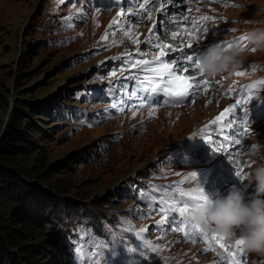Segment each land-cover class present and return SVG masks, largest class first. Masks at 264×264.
<instances>
[{
	"label": "rangeland",
	"instance_id": "obj_1",
	"mask_svg": "<svg viewBox=\"0 0 264 264\" xmlns=\"http://www.w3.org/2000/svg\"><path fill=\"white\" fill-rule=\"evenodd\" d=\"M235 1L239 5L226 11L235 19L230 26L245 29V21H255L264 27V0ZM80 10H83L82 15H77ZM111 10L91 8L79 0H64L63 3L60 0H0V139L5 129L18 126L23 131L21 144L26 147L24 150L12 147L6 157H0V192L2 199H8L6 209L0 206V211L13 213L0 222L20 235L22 250L46 246L47 250L56 251V245L48 246L52 227L39 228L28 220L10 225L8 217L19 219L17 214L31 202L33 209L43 216L47 212L48 218L63 217L77 208L85 213L96 211L111 224L119 218H129L134 228L148 229L145 234L161 249L154 254L163 264H203L207 256L197 246L181 243L168 234L155 233L152 217L133 219L132 214L138 207L129 198L116 194L125 184L140 177L155 181L190 177L194 171L185 172L183 166L168 162L167 156L181 151L198 152L197 147L210 132V123L230 101L201 86L194 99H188L179 107L145 108L135 116L126 114L89 125L76 117L51 119L34 109L54 102L88 114H99L96 107L101 105L86 106L77 96V89L88 85V80L98 72L103 76L100 83L127 77L126 72L106 76L110 62L120 58L126 50L132 54L140 51L155 55L157 49L141 41L155 19L140 24L131 18L125 20L124 31L130 28L132 39L139 37L137 48L124 31H118V26L109 28L113 20L120 19L117 14L125 8L118 12ZM69 16L73 17L72 27L65 26V18ZM158 24L156 22L160 30L162 26ZM114 31L117 32L115 36ZM105 32H108V39L102 41ZM169 34L163 33L162 41L178 47L179 35L172 42ZM113 40L123 43L112 46ZM246 57L244 66L249 60L264 63V52L250 51ZM236 73L216 78L217 84L223 87L234 84ZM153 109L155 113L150 117ZM258 138L264 144V134ZM28 142L31 145L28 146ZM99 146H103V150L99 151ZM77 155H85V160L79 161ZM224 160L200 154L203 169L194 172L195 180L189 178L186 182L208 186ZM3 172L19 179L17 191H11L13 183ZM225 188L222 184L218 190ZM40 189L43 196L36 194ZM27 191L32 194L33 201L25 200ZM30 209L26 208L32 214ZM7 249L6 244H0V264L10 262ZM252 254L264 262V256Z\"/></svg>",
	"mask_w": 264,
	"mask_h": 264
},
{
	"label": "snow or ice",
	"instance_id": "obj_2",
	"mask_svg": "<svg viewBox=\"0 0 264 264\" xmlns=\"http://www.w3.org/2000/svg\"><path fill=\"white\" fill-rule=\"evenodd\" d=\"M63 2L64 0H60V3ZM120 2L121 0H117L118 4ZM185 2L186 0H169V4L172 6H175L177 3ZM124 3L132 7L138 6L141 11H134L129 14L120 12L117 14L119 17L128 19H130L131 17H138L139 20L137 22L142 21L145 17V14H147L148 17L151 18L150 7H146L147 0H145V3H139V0H132V2H130V0H124ZM154 5L155 0H152V6ZM82 11L83 10H80L77 15H82ZM157 11L160 12L161 15L165 16V20L160 21L161 24H165V33L170 31L173 39H175L176 36L179 34V30L182 28V24L188 23V17L185 16L181 11L178 13V15L169 18L166 15L167 7L163 4H161L160 8L157 9ZM202 19L207 20L206 17H203ZM65 20V26L72 27L70 21L73 20V17H66ZM192 23L195 24V21H192ZM117 24L118 22L116 20H113L112 23L109 25V28L111 29L113 25ZM124 28V25H118V31H124ZM155 28L156 22L154 21L153 27L149 29V37L145 40V44H147L151 48L159 49V54L156 57L155 61H150L146 58L148 55H150V53H142L138 51L137 55H140L143 58L135 60L132 59L131 53H126V55L128 56V63L131 65V68L137 69L140 73L143 74L142 76L133 75L125 77V79L134 80L136 82V85L138 86L137 88H134L131 93L128 92V85L126 83L121 85L125 95L136 96L140 98V103L135 105L136 108H143L145 106V101H151L154 96L160 94L161 92L163 93L164 97L169 98L164 101L165 104H180L185 99H194L195 95L198 94L202 85L204 86V90L207 91L208 82L206 80L198 81L192 73H189L188 75H182V73L187 72L188 68L190 67L198 69L199 56L197 54H190L182 51L180 56L173 57L172 62L169 63L166 59H164V57L167 56V50L171 49L174 52L175 48L171 45L159 43L158 38L155 36ZM204 31L205 27L193 29L191 30L189 35L192 39H197L198 35ZM112 34L115 36L117 32L114 31ZM124 34L129 40L132 41L133 44L137 46V48H139V37L133 40V32L130 28L128 31H124ZM107 39L108 32H105L104 36L101 37V40L107 41ZM244 39L245 37H241V40ZM120 43H123V41L113 40L112 46H119ZM187 47L189 49L193 47L191 39L189 40ZM226 47H231V43L227 44ZM181 59H185V63L181 64L179 62ZM200 74L201 77H203V74L201 72ZM113 75H115V73H113ZM236 75L242 76L244 75V73L237 72ZM140 92L149 93L150 95L140 97ZM247 102L248 100L244 98L236 101L235 104H233L229 108L224 109V111L221 112V114L210 123L209 127L212 129V131L217 133V137L222 136L224 138L222 143L232 142L236 145H239L240 137L247 134V126L246 124H243L246 115L245 117L239 118L243 124V131H241V125L237 124L236 116V113L239 110V106H242ZM113 107H117V105H113ZM155 110L156 109H153L149 113L150 117L154 115ZM133 115L135 116V112L133 113ZM228 129H232V131L229 132ZM237 132L240 133V136H236ZM201 134H203V130ZM232 137L236 138L234 140H231ZM205 142H210V139L206 137ZM229 155H232V153L229 152ZM235 175L239 180L245 179V176L242 174V169L240 167L236 168ZM189 178L195 180L197 178L196 173L192 172L190 174V177H186L185 179L180 180L179 184H184L185 180ZM141 196L150 208H153L154 211L160 213L164 217L161 221L157 222L156 225V228L163 235L166 236L169 231L182 232L184 233V236L181 242L191 241L194 244L200 242L207 243L209 247H206L204 249L205 252L210 250L212 241H215L219 248L226 249V245L221 243V241L224 240L222 237L214 234L212 236L211 241H209L205 229H201L194 226L193 224H191V221L187 218V213L191 207L207 201V196L204 194L201 187H197L192 189L191 191L185 192L178 185H169L167 187L160 188H156V186H153V190L151 192L146 191L144 193H141ZM175 197H180V199H176ZM181 225H185V227H182ZM147 231L148 229H142L141 233H137V235L142 239V243L138 247L144 249V251L139 252V255L144 257L145 259H147V253L149 251H161V249L157 246H154L151 241L143 239L142 234ZM242 243V241L237 240L235 242V245L239 247L242 245ZM78 251L81 254V261H83L84 264H87V262L85 261V256L87 252L91 251V249L80 247ZM128 251L133 252L137 251V249L129 248ZM237 255L243 256L244 254L242 252H240L239 254L231 252L228 253V256L230 257L229 264H240V260L237 258ZM91 264H100L98 254L96 257L92 258ZM104 264H109V262L106 260Z\"/></svg>",
	"mask_w": 264,
	"mask_h": 264
},
{
	"label": "clouds",
	"instance_id": "obj_3",
	"mask_svg": "<svg viewBox=\"0 0 264 264\" xmlns=\"http://www.w3.org/2000/svg\"><path fill=\"white\" fill-rule=\"evenodd\" d=\"M252 24L243 33L247 48L239 42H231V47L221 42L203 45L202 38L198 48V70L209 80L231 75L241 69L246 54L250 51L264 52V27L259 22ZM256 87V81H252ZM251 150H243L242 158L252 166L245 173V184L255 186V195H246L240 190H229L227 195L207 197V201L191 207L187 218L198 228H214L216 233L228 242L242 241L248 253L264 256V145L255 140ZM264 264V262H262Z\"/></svg>",
	"mask_w": 264,
	"mask_h": 264
},
{
	"label": "trees",
	"instance_id": "obj_4",
	"mask_svg": "<svg viewBox=\"0 0 264 264\" xmlns=\"http://www.w3.org/2000/svg\"><path fill=\"white\" fill-rule=\"evenodd\" d=\"M64 99V98H61ZM34 108V107H33ZM35 110L42 112L46 117H49L51 119H58V115L60 116L63 112L59 109L57 103L54 102H48L46 104H43L40 106V108H34ZM61 119H63L61 117ZM23 131H21L18 126H12L9 130L5 129L2 133L1 139H0V157H6L8 152L11 151L10 148L16 147L19 149H25L21 143L23 140ZM16 142V143H11ZM31 145L30 142H28V146ZM103 150V146H99L98 150ZM77 158L79 161L85 160V155H77ZM88 158V157H87ZM78 161V162H79ZM3 175L11 180L13 183V187L11 188V191L15 192L17 191V183H19V179L16 178L14 175H10L8 172H3ZM29 185V184H28ZM30 188V186H29ZM40 193H36L38 196H43L44 192L40 189L38 190ZM25 200L26 198L29 200H32V194L28 191L25 193ZM2 193L0 192V206L4 209H6L8 205V199H2ZM33 201V200H32ZM2 203V204H1ZM27 201H25V204ZM42 203V201H41ZM24 204V203H23ZM34 203L31 202L28 206L25 207L24 210H21L19 214H17L19 219H14L13 217H8V222L10 225H14L16 222L28 220L33 225H37L39 228L46 227H52L51 230L53 234L51 235V242L48 244L51 246L56 245V251H50L47 250L48 248L46 246L38 247V246H32L33 248L29 247L28 249L22 250L20 247V235H17L15 233L14 228L9 229V225H6L5 223L0 222V244L3 246V244H6L9 249H7L8 254L6 256H9L10 262L8 264H67L64 259V235L60 227L58 226V223L62 219V217L59 216H51L50 218L47 217V212L43 216L39 212L33 209L31 206ZM45 206V204H44ZM42 207V206H41ZM77 207V206H74ZM26 208H32V214H30V211L26 210ZM79 209H74L70 212V214L73 216L75 222L77 223V226H85L86 224H93L99 219H105V217L101 216L96 211H90V213H85L84 211H78ZM28 212V213H26ZM10 214V210L8 212H1L0 211V221L7 219V215ZM10 215L13 216V213ZM68 215V214H66ZM13 248H16V252H12L11 250ZM5 251V250H4ZM26 255V257H24ZM5 256V255H4Z\"/></svg>",
	"mask_w": 264,
	"mask_h": 264
},
{
	"label": "bare ground",
	"instance_id": "obj_5",
	"mask_svg": "<svg viewBox=\"0 0 264 264\" xmlns=\"http://www.w3.org/2000/svg\"><path fill=\"white\" fill-rule=\"evenodd\" d=\"M145 1H143L142 3H144ZM155 3L157 4L156 5V9H159L160 8V6H161V4H163V5H165L166 7H167V14L168 13H171V16H174V13H175V11H171V9H172V7H174L175 9H177V8H179V5H180V3H177L175 6H172V5H170L169 4V0H155ZM152 4V0H150L147 4H146V7L147 6H149V5H151ZM114 11V10H113ZM166 14V15H167ZM170 16V17H171ZM169 17V18H170ZM156 18L157 19H161V15H160V12H156ZM164 20H165V18H164ZM147 34V33H146ZM148 37H149V34L148 35H145V38H144V41L146 40V39H148ZM169 38L172 40V42L174 41V39H173V37L172 36H169ZM179 38H180V41H181V43H183V48L186 46L185 44H188L189 43V40L190 39H188L186 36H185V34H180V36H179ZM181 43H179V45L178 46H180L181 45ZM179 48V47H178ZM160 109H162V110H164L165 108H160ZM143 110H145V109H143ZM143 110H141V111H143ZM140 111V112H141Z\"/></svg>",
	"mask_w": 264,
	"mask_h": 264
}]
</instances>
